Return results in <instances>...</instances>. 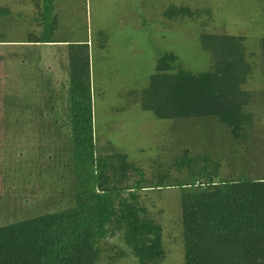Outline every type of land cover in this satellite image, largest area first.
<instances>
[{
  "label": "rangeland",
  "instance_id": "374dc122",
  "mask_svg": "<svg viewBox=\"0 0 264 264\" xmlns=\"http://www.w3.org/2000/svg\"><path fill=\"white\" fill-rule=\"evenodd\" d=\"M38 1L45 0H0V226L62 210L67 198L74 201L79 176L67 124L69 44L23 43L34 31L43 39L33 21ZM58 2L63 21L53 39L88 40L89 64L85 59L83 68L92 99L95 157L124 155L143 170L141 178L137 171L121 178L115 159L109 176L113 185L121 180L118 187L150 182L155 189L136 193L163 229L161 264H185L181 185L204 187L209 175L216 184L229 177H264V0ZM167 10L181 16L169 19ZM219 34L244 38L250 72L242 89L253 100L244 113H253L254 123L249 140L243 141L244 130L242 142L217 118L160 120L143 108L161 57L172 55L175 62H168L191 75L213 71L216 59L203 37ZM44 36L49 37L47 27ZM183 150L204 163L197 162L193 171L181 164L176 174ZM79 171L86 175L95 166H79ZM99 246L98 264H138L119 257L121 235Z\"/></svg>",
  "mask_w": 264,
  "mask_h": 264
},
{
  "label": "trees",
  "instance_id": "16d2710c",
  "mask_svg": "<svg viewBox=\"0 0 264 264\" xmlns=\"http://www.w3.org/2000/svg\"><path fill=\"white\" fill-rule=\"evenodd\" d=\"M169 10V19L186 14V7L176 16L168 14ZM243 41L233 35L204 36L203 46L216 65L213 71L200 75L175 69L168 62H175L172 55L161 57L145 91L143 108L152 110L160 120L217 118L235 140L242 142L244 130L243 141L249 140L254 114L244 113L253 100L242 89L250 72ZM69 48L72 88L68 90L71 119L67 124L79 175L74 201L67 198L62 210L0 226V264H98L100 242L117 234L124 242L120 258L161 264L165 258L163 229L136 193L155 188L142 179L133 186L118 187L121 180L113 185L109 170L115 159L119 165L114 171L120 172L121 178H128L129 171H137L141 178L144 172L124 155L110 160L95 157L92 99L83 68L85 59L89 64V45L77 43ZM261 50L264 60V39ZM179 158L176 174L182 172L181 164L193 171L197 162L204 163L187 150ZM79 166H95V171L83 175ZM207 178L204 187L181 185L185 264H264V177H229L217 184L213 175Z\"/></svg>",
  "mask_w": 264,
  "mask_h": 264
},
{
  "label": "crops",
  "instance_id": "0c3cea01",
  "mask_svg": "<svg viewBox=\"0 0 264 264\" xmlns=\"http://www.w3.org/2000/svg\"><path fill=\"white\" fill-rule=\"evenodd\" d=\"M34 12H35V17L33 21H37V27L40 31V35L44 34L45 28L49 26V29L51 31V33L49 34V37L47 39H45V37H43L44 39L41 40L39 38L36 37V31L29 33L28 35V40H26V44H33V45H37V44H45L48 45L50 47H54L57 46L58 44H77V43H87V41L84 40H76L74 42L69 41V40H55L53 39L54 35L59 31V28L61 26L59 21H63L62 19V14L60 11V6H59V2L58 0H45L44 3L43 1L40 2L38 1V4L36 6H34ZM45 21H50L48 22V25H46ZM39 35V36H40ZM43 41V42H41ZM44 41H49V42H44ZM57 57V56H55ZM50 70H52V67L50 68Z\"/></svg>",
  "mask_w": 264,
  "mask_h": 264
}]
</instances>
